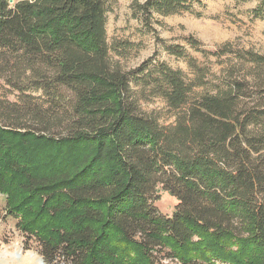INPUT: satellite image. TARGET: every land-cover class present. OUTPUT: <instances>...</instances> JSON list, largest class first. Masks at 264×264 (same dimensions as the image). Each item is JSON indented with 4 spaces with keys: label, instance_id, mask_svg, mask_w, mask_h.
<instances>
[{
    "label": "trees",
    "instance_id": "obj_1",
    "mask_svg": "<svg viewBox=\"0 0 264 264\" xmlns=\"http://www.w3.org/2000/svg\"><path fill=\"white\" fill-rule=\"evenodd\" d=\"M132 2L149 33L155 15L203 5ZM107 12L106 0H0V81L43 96L0 102L7 214L47 264H264V53L216 51L237 61L192 100L205 78L112 63ZM141 79L156 83L173 124L140 107ZM161 193L178 201L172 217L156 206Z\"/></svg>",
    "mask_w": 264,
    "mask_h": 264
},
{
    "label": "rangeland",
    "instance_id": "obj_2",
    "mask_svg": "<svg viewBox=\"0 0 264 264\" xmlns=\"http://www.w3.org/2000/svg\"><path fill=\"white\" fill-rule=\"evenodd\" d=\"M202 1L203 5L195 7L193 13L169 17L155 15L153 28L156 32L149 33L132 17V0H106V33L107 43L112 48V63L131 75H136L147 63L149 70L165 64L180 71L188 84L198 85L205 78L204 86L194 88L192 100L202 94L213 93L223 71L237 59L234 53L220 58L212 54L223 47L264 53V15L258 17L255 13L262 0ZM177 50L179 53L174 54ZM153 76L156 77L155 74ZM155 85L141 79L139 85L132 82V89L142 98L140 107L144 112L159 115L163 124H173L176 112L161 96L155 95ZM27 86L22 85L23 88ZM42 97L40 92L26 90L23 93L0 81V102L6 101L19 108L35 107ZM59 132L65 133L61 129L52 133ZM160 198L156 204L159 212L172 217L177 199L167 193H161ZM6 205L4 196L0 194V264H42L41 260L47 264L37 241L20 232L19 221L7 214Z\"/></svg>",
    "mask_w": 264,
    "mask_h": 264
},
{
    "label": "water",
    "instance_id": "obj_3",
    "mask_svg": "<svg viewBox=\"0 0 264 264\" xmlns=\"http://www.w3.org/2000/svg\"><path fill=\"white\" fill-rule=\"evenodd\" d=\"M41 263L44 264L43 260H41Z\"/></svg>",
    "mask_w": 264,
    "mask_h": 264
},
{
    "label": "bare ground",
    "instance_id": "obj_4",
    "mask_svg": "<svg viewBox=\"0 0 264 264\" xmlns=\"http://www.w3.org/2000/svg\"><path fill=\"white\" fill-rule=\"evenodd\" d=\"M45 264V263H44Z\"/></svg>",
    "mask_w": 264,
    "mask_h": 264
}]
</instances>
